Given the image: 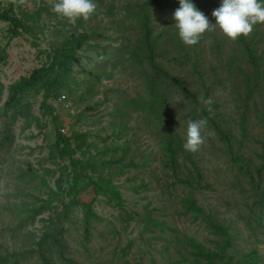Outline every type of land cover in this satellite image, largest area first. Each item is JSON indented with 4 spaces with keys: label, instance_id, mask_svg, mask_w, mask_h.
Returning <instances> with one entry per match:
<instances>
[{
    "label": "rangeland",
    "instance_id": "1",
    "mask_svg": "<svg viewBox=\"0 0 264 264\" xmlns=\"http://www.w3.org/2000/svg\"><path fill=\"white\" fill-rule=\"evenodd\" d=\"M110 1L103 0L102 5H98L95 0L98 5L95 21H91L92 15L89 23L84 22L81 27L77 19L69 20L53 11L58 0H21L25 10L42 8V25L35 28L32 35H23L5 47L3 39L8 25L0 22V45L8 53L7 63L0 69V108L7 99V87L45 62L46 52L55 36L61 40V36L73 33L74 29L79 33L85 28L102 34L104 27L110 28L111 18L126 11L118 5L124 0H113L117 9L112 15L108 14ZM199 1L210 22L215 23L211 13L216 0ZM5 5L0 0V11ZM159 16L161 22L154 24V34L161 32L168 18L165 13ZM112 32L107 36H91L89 44L80 50L78 63L74 66L79 81L93 79L86 72L92 71L94 64L103 58L104 50L113 51L120 44L118 37L113 40L115 30ZM168 37L163 36L157 45L156 52L161 57L156 60L189 92L177 85L163 86L166 93L164 105L174 124L173 130L186 141L188 121L204 119L202 111L208 107L214 121L231 129L235 138L240 137L241 127L244 126L248 136L243 142V151L255 163H263L264 23L254 24L252 31L243 36L259 59L257 65L248 60L243 44H239L237 39H229L217 27L206 31L192 46L185 45L180 38L175 43ZM145 66L148 67L147 64ZM143 71L147 73L131 75L129 72H116L112 79L101 83L98 87L100 93L88 102L80 99L85 95L82 86L78 95L66 103L55 104L57 123L41 115L40 97L32 99V114L39 116L46 126L41 132L35 125L22 131L23 121L20 120L6 133L3 129L5 123L0 120V254L9 264H44L36 245L43 235H48L49 244L44 254L51 258V264H184L183 234L210 245L208 239L211 236L204 225L191 224L177 212L178 196L186 194L188 187L171 177H164L156 131L144 126L140 115L135 114L122 137H114L117 128L108 113L117 98L124 95L123 91L131 97L146 93L147 78H153V71L150 68ZM88 106L90 110H86ZM77 114H81V118L76 127L91 132L89 142L95 141L100 148L107 149L113 142L118 145L125 143L129 147V156H133L136 164L113 178V183L121 192V205L117 202L107 204L102 197L95 199L94 211L100 218L93 222L94 227L89 230L87 240L84 239L85 227L80 208L74 209L67 221L57 218L53 209L37 216L33 222H24L26 207L38 205L46 198L47 190L38 175L44 176L48 185H53L59 175H45L46 168H55L46 160L48 147L54 143L58 131L70 129V124L76 123ZM6 134L13 135L9 142L4 141ZM202 136L204 143L192 153L205 182L192 193L204 207L231 225L240 253L253 250L260 258L257 263L264 264V232L256 227V221L248 213L259 211L260 207L256 205L259 198L231 166L223 143L209 120L202 129ZM91 151L95 153L96 149ZM120 153L118 150L117 155ZM113 155L116 153L108 151L106 160ZM117 166L113 164L112 173L116 172ZM254 176L257 179L255 172ZM80 198L81 202L89 203L93 195L84 194ZM22 218L24 221L20 220ZM42 219L47 222H42ZM246 219L255 230L246 226ZM175 229L180 233L179 238ZM53 236L60 240L58 245L54 244Z\"/></svg>",
    "mask_w": 264,
    "mask_h": 264
},
{
    "label": "trees",
    "instance_id": "2",
    "mask_svg": "<svg viewBox=\"0 0 264 264\" xmlns=\"http://www.w3.org/2000/svg\"><path fill=\"white\" fill-rule=\"evenodd\" d=\"M3 1L6 5L0 11V22L8 25L6 36L3 39L6 42L4 46L8 47L11 41L23 35H32L35 28L41 27L42 8L28 11L23 9L20 4L21 0ZM93 2L96 4L95 0ZM193 2L208 17L201 2L199 0H193ZM216 2L213 10L219 7L220 0H216ZM97 3L102 5L103 0H97ZM98 5L96 4V11L91 21H95ZM118 5H122L126 11L111 18L112 26L110 24V28L115 30L116 36L113 40L119 38L120 44L113 51L105 52L104 50L103 58L94 64L92 71L86 72L93 79L85 78L79 81L75 76L74 66L78 63L80 50L89 44L91 36L97 35L99 32L84 28V31L80 33L74 29L73 33L61 36V40L55 36L46 52L45 62L28 76L21 77L7 87V99L0 108V120L2 119L5 123L4 131L9 133V128L20 120L23 121L22 131L30 130L32 125H35V128L40 132L46 127L42 123V119L31 112V100L36 97L41 98L39 105L41 115L49 117L57 123L58 118L54 115V109L55 104L62 102L59 101L61 97L64 96L63 101L66 103L78 95L83 86L85 95H82L83 97L80 99L83 102H88L89 99L100 93L98 87L101 83L112 79L116 72H129L131 75L142 73L143 75L147 73L143 70L150 68L153 71V78H147L146 93L144 95L138 93L131 97L126 94V91H123L124 95L117 98L112 111L108 113L117 128L114 137L121 138L124 131L129 129L133 116L140 115V118L145 122L143 125L152 127L159 138V161L164 170V177H171L177 183L188 187L186 194L178 196L177 212L191 224H203L211 238L208 239L210 245H207L194 236L183 234L182 249L186 253L183 259L184 264H258L257 260L260 258L257 257L255 251L240 253L235 244L236 236L231 225L214 215L212 210L204 207L193 195V189L200 188L205 182L203 172L194 154L185 149L184 138L173 130L174 124L164 105L166 93L163 86L177 85L189 93L181 85L180 80L173 78L156 60L161 57L156 50L163 36H169L168 40L175 43L179 38L173 20V14L179 7L177 0H124ZM174 5L177 7L175 8ZM115 9H117L116 5L111 0L107 5L108 14H111ZM164 13L168 18L164 21L161 32L154 34V24L161 22L159 14ZM77 21L81 27L84 22L89 23V19H77ZM61 24L66 25L64 22ZM110 28L104 27L102 34L99 35H112L113 32ZM237 42L244 45L248 60L257 65L259 59L254 56L253 48L245 42L243 36L239 37ZM5 47L0 45V69L7 63L8 53ZM146 64L148 67L145 66ZM229 65L231 66V64ZM161 78L164 80L159 83L158 80ZM1 95L2 91H0ZM90 109L88 106L86 110ZM210 111L211 109L208 107L203 109V118L210 121L211 127L219 136L231 166L236 168L238 175L247 181L255 196L259 198L256 204L260 207L259 211L248 213L253 217L252 220L256 221V227L264 232V162L255 163L243 151V142L248 136V131L244 126L241 127L240 137L235 138L231 129L214 121ZM75 118L76 123L70 124L72 127L68 128L66 133L58 131L54 143L48 147L49 154L46 160L55 168H46L45 175L59 173L58 177L53 185H48L45 177L37 173L41 177L43 187L47 190L46 198L41 200L38 205L31 204L30 208L26 207L25 221L23 218L20 220L33 222L42 213L55 209L56 217L67 221L72 211L80 208L85 227L84 239L87 240L89 230L94 227L93 222L100 218L94 211L95 199L102 197L107 204L117 202L118 205H121V192L113 183V178L117 174H123L125 168L135 167L136 164L133 156H129V147L125 143L118 145L113 142L111 148L107 149L100 148L95 141L89 142L91 132L81 131L76 127L81 114H77ZM31 135L34 137L33 134ZM261 136L264 154V132ZM12 137L13 135L6 134L4 141L9 142ZM93 149H96L95 153H92ZM118 150L121 151L119 155H117ZM108 151L116 153V155L106 160L105 155L108 154ZM113 164H118L115 173L111 172ZM90 193L93 195L91 202L80 201L81 195ZM246 220V226L255 230L249 220ZM41 221L47 222L46 219ZM174 232L179 238V231L175 229ZM53 242L58 245L60 240L53 236ZM47 244H49L48 235H43L36 242L44 264H51L49 260L51 258L44 254V251H47ZM0 264H9L1 254Z\"/></svg>",
    "mask_w": 264,
    "mask_h": 264
},
{
    "label": "clouds",
    "instance_id": "3",
    "mask_svg": "<svg viewBox=\"0 0 264 264\" xmlns=\"http://www.w3.org/2000/svg\"><path fill=\"white\" fill-rule=\"evenodd\" d=\"M179 7L173 14L174 27L185 45H196L201 36L217 27L226 37L236 40L247 36L254 24L264 23V0H220L211 15L215 23L197 8L193 0H177ZM53 11L69 20H88L96 11L93 0H58ZM207 120H189L186 130V150L195 152L204 143L202 129Z\"/></svg>",
    "mask_w": 264,
    "mask_h": 264
},
{
    "label": "built area",
    "instance_id": "4",
    "mask_svg": "<svg viewBox=\"0 0 264 264\" xmlns=\"http://www.w3.org/2000/svg\"><path fill=\"white\" fill-rule=\"evenodd\" d=\"M63 100H64V96L59 99V101H63ZM66 131H67V129L61 130L62 133H66Z\"/></svg>",
    "mask_w": 264,
    "mask_h": 264
}]
</instances>
